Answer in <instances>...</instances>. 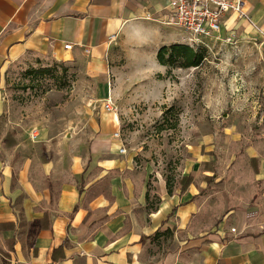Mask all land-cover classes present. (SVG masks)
Returning <instances> with one entry per match:
<instances>
[{"label":"crops","instance_id":"crops-1","mask_svg":"<svg viewBox=\"0 0 264 264\" xmlns=\"http://www.w3.org/2000/svg\"><path fill=\"white\" fill-rule=\"evenodd\" d=\"M244 10L246 18L226 16L220 32L237 22L264 48V0H244ZM168 18L167 0H0V77L16 61L59 62L77 67L80 96L110 98L119 109L120 97L149 100L156 84L142 82L166 69L158 48L185 38ZM3 111L0 93V264H264V189L244 215L233 211L210 233L178 238L188 189L169 195L160 180L148 211L151 162L101 156L108 142L116 146L114 125L30 141L4 129ZM87 138L84 153L76 145ZM256 177L264 181V159ZM174 223L171 250L151 253L150 235Z\"/></svg>","mask_w":264,"mask_h":264},{"label":"rangeland","instance_id":"rangeland-1","mask_svg":"<svg viewBox=\"0 0 264 264\" xmlns=\"http://www.w3.org/2000/svg\"><path fill=\"white\" fill-rule=\"evenodd\" d=\"M169 29L185 37L182 43L200 51L203 59L195 67L165 66L163 73L143 81L146 88L156 84L149 100L120 97V109L112 102L106 110L107 99L79 95L76 66L39 59L7 65L0 93L4 129L23 130L30 141L34 128L38 137L45 135L44 142L59 132L80 138L101 120L114 125L109 138L116 139V146L108 142L101 156H139V165L150 161L151 204L157 203L160 180L168 179L181 194L188 189L189 216L177 223L181 233L176 236L182 238L210 233L233 211L244 215L264 189L256 177L264 159V48L245 37L237 22L203 42H192L194 36L176 25ZM39 67H51L54 75L35 73ZM88 140L77 143L78 150L90 151ZM118 146L124 152L118 153ZM177 225L169 229L171 236L150 235L151 253L171 250Z\"/></svg>","mask_w":264,"mask_h":264},{"label":"built area","instance_id":"built-area-1","mask_svg":"<svg viewBox=\"0 0 264 264\" xmlns=\"http://www.w3.org/2000/svg\"><path fill=\"white\" fill-rule=\"evenodd\" d=\"M167 7V23L193 35L194 38H189L192 42H203L206 38L217 37L222 25H226V16L246 18L244 0H167ZM64 46L69 48L70 44ZM103 106L106 110H111V99L108 98ZM37 137L38 133L34 128L31 138L34 140ZM119 151L124 152V149L120 148ZM231 231H235V228H231Z\"/></svg>","mask_w":264,"mask_h":264},{"label":"trees","instance_id":"trees-1","mask_svg":"<svg viewBox=\"0 0 264 264\" xmlns=\"http://www.w3.org/2000/svg\"><path fill=\"white\" fill-rule=\"evenodd\" d=\"M156 59L158 63L165 66H173L175 63H179L181 67H195L200 64V62L203 59V54L199 51H196L192 46L184 43H178L174 42L168 45H162L158 48L156 52ZM35 73H41V74H50L51 76L54 75V71L51 67H39L36 70H34ZM168 109L164 111V117ZM177 125V118L174 120L171 127H175ZM148 184V183H147ZM166 192L171 195L173 193V186L171 185V182L166 179L165 182ZM145 200L147 203L146 209L148 211H154L156 210V205L159 202V198L157 199L156 204L150 203V194L149 189H147L145 193ZM175 211V208L172 209L173 213ZM163 234H169L172 235L171 230L168 228L163 231L156 230L154 232V237L163 235Z\"/></svg>","mask_w":264,"mask_h":264}]
</instances>
